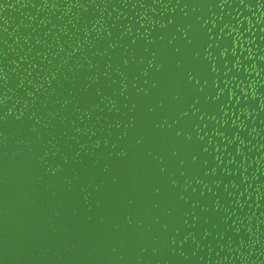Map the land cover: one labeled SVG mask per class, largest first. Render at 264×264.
<instances>
[{"label":"water","instance_id":"1","mask_svg":"<svg viewBox=\"0 0 264 264\" xmlns=\"http://www.w3.org/2000/svg\"><path fill=\"white\" fill-rule=\"evenodd\" d=\"M0 264H264V0H0Z\"/></svg>","mask_w":264,"mask_h":264}]
</instances>
